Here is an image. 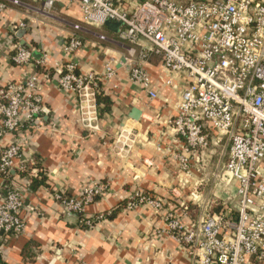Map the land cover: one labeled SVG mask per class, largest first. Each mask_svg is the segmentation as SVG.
I'll return each mask as SVG.
<instances>
[{"label":"built area","instance_id":"built-area-1","mask_svg":"<svg viewBox=\"0 0 264 264\" xmlns=\"http://www.w3.org/2000/svg\"><path fill=\"white\" fill-rule=\"evenodd\" d=\"M32 1H42L47 10L58 2L81 9V19L72 25L76 32L63 46L69 58L57 72L60 89L74 98L90 130L97 128L101 81L116 72L112 60L103 74L83 71L76 55L86 44L81 32L111 40L90 27L120 22L118 38L132 44L130 51L138 52L140 60L129 78L152 97L157 96L152 76L142 64L151 56L159 57L168 74L165 84L181 81L177 114L169 121L184 140V153L177 157L180 168L190 174L191 160L201 162L210 133L227 139L230 148L223 168L237 183V206L208 211L191 227L170 210L165 231L188 251L190 264H264V0H0V16L10 4L31 7ZM12 28L0 36V55L6 52L14 64L31 69L24 80L0 85V141L12 136L0 145V264L9 240L26 226L23 211L30 180L18 173L38 174L27 166L34 159H23V139L46 129L43 79L37 68L46 66L48 54L36 59L34 46L17 38L22 30L33 32L28 21H15ZM48 78L45 74L44 80ZM108 190V184L94 183L76 196L55 191L54 198L66 210L82 213ZM143 204L158 211L165 208L161 198L141 189L126 207ZM96 219L83 222L92 225Z\"/></svg>","mask_w":264,"mask_h":264},{"label":"crops","instance_id":"crops-1","mask_svg":"<svg viewBox=\"0 0 264 264\" xmlns=\"http://www.w3.org/2000/svg\"><path fill=\"white\" fill-rule=\"evenodd\" d=\"M30 4H10L0 16V36L13 30V22L26 20L33 32L23 36L18 32L17 38L34 46L40 53L36 59L48 54L46 66L37 68L43 79L46 129L27 135L22 152L25 160L38 155L48 179L47 185L34 190L27 185L26 226L20 236L9 240L3 264H190L188 251L165 231V215L174 211L191 227L208 211L237 202V183L223 168L229 141L210 133L201 162L192 159L191 173H184L177 159L184 153V140L169 122L177 114L181 81L176 80L175 86L165 84L169 76L159 57L151 56L142 64L152 76L157 96L142 90L129 78L131 67L140 62L138 52H131L134 46L107 26L89 29L108 35L110 41L83 31L86 44L76 53L83 71L103 74L110 60L116 69L114 77L101 81L109 109L99 103L97 128L85 127L74 98L60 89L57 72L69 58L63 46L76 32L72 25L81 19V9L64 2L49 10L42 1ZM30 69L2 53L0 85L24 80ZM137 109L136 119L132 114ZM11 139L7 136L0 145ZM94 183H106L109 190L81 215L66 210L54 198L55 191L76 196ZM137 189L161 198L165 208L158 211L143 204L128 209ZM88 218L98 219L86 225L83 221Z\"/></svg>","mask_w":264,"mask_h":264},{"label":"trees","instance_id":"trees-1","mask_svg":"<svg viewBox=\"0 0 264 264\" xmlns=\"http://www.w3.org/2000/svg\"><path fill=\"white\" fill-rule=\"evenodd\" d=\"M105 103L106 107H105V110L109 109V105H110V99H108L107 97L103 96V94H100L98 95V103ZM34 160L36 163H32V162H28L27 163V166L28 168L31 170L33 168H36L38 170V174L37 175H30V171L28 172H22V173H18L21 177L23 176H29V189L30 190H34L36 189L37 187L39 186H42V185H47V175H46V172H45V169L43 168L41 162H40V158L38 157V155L34 156ZM38 162V163H37ZM5 187V186H4ZM5 189L7 190L8 187H5ZM98 198V197H97ZM218 209V208H217ZM215 209V210H217ZM223 208L221 209H218L217 212H220L222 211ZM79 215H81V213H77Z\"/></svg>","mask_w":264,"mask_h":264},{"label":"water","instance_id":"water-1","mask_svg":"<svg viewBox=\"0 0 264 264\" xmlns=\"http://www.w3.org/2000/svg\"><path fill=\"white\" fill-rule=\"evenodd\" d=\"M106 26L111 28V29H113V30H115V31H117L119 26H120V22L110 21L109 20V21L106 22ZM25 32H26L25 30L20 31L19 36H23L25 34ZM22 44H24V45L26 44L25 40L22 41ZM34 56L40 57V53L38 51H35L34 52ZM139 115H140V111L138 109L133 111L132 116L134 118H136V119L139 118Z\"/></svg>","mask_w":264,"mask_h":264},{"label":"rangeland","instance_id":"rangeland-1","mask_svg":"<svg viewBox=\"0 0 264 264\" xmlns=\"http://www.w3.org/2000/svg\"><path fill=\"white\" fill-rule=\"evenodd\" d=\"M230 203H231L230 205L231 207H234V208L236 207V203H237L236 200H231Z\"/></svg>","mask_w":264,"mask_h":264}]
</instances>
